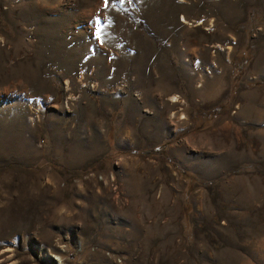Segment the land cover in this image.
<instances>
[{"label": "rangeland", "instance_id": "rangeland-1", "mask_svg": "<svg viewBox=\"0 0 264 264\" xmlns=\"http://www.w3.org/2000/svg\"><path fill=\"white\" fill-rule=\"evenodd\" d=\"M0 264H264V0H0Z\"/></svg>", "mask_w": 264, "mask_h": 264}, {"label": "bare ground", "instance_id": "bare-ground-1", "mask_svg": "<svg viewBox=\"0 0 264 264\" xmlns=\"http://www.w3.org/2000/svg\"><path fill=\"white\" fill-rule=\"evenodd\" d=\"M169 100L170 102H176V103L183 101L182 97L176 94L172 95ZM183 117H184V114L182 113L180 118L182 119Z\"/></svg>", "mask_w": 264, "mask_h": 264}, {"label": "snow or ice", "instance_id": "snow-or-ice-1", "mask_svg": "<svg viewBox=\"0 0 264 264\" xmlns=\"http://www.w3.org/2000/svg\"><path fill=\"white\" fill-rule=\"evenodd\" d=\"M108 5V0H105V6ZM97 32H99V30H97Z\"/></svg>", "mask_w": 264, "mask_h": 264}]
</instances>
